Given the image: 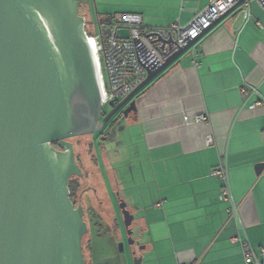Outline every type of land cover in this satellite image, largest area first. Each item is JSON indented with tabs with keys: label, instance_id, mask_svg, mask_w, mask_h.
Segmentation results:
<instances>
[{
	"label": "crops",
	"instance_id": "crops-1",
	"mask_svg": "<svg viewBox=\"0 0 264 264\" xmlns=\"http://www.w3.org/2000/svg\"><path fill=\"white\" fill-rule=\"evenodd\" d=\"M212 1L133 0L115 15L138 13L145 26L166 28L188 24ZM251 11L248 21L228 14L139 93L137 120L100 157L107 189L127 202L143 233V264H245L230 242L237 234L264 248V10L254 2ZM201 115L208 119L196 122ZM220 164L239 219L210 176Z\"/></svg>",
	"mask_w": 264,
	"mask_h": 264
},
{
	"label": "water",
	"instance_id": "water-1",
	"mask_svg": "<svg viewBox=\"0 0 264 264\" xmlns=\"http://www.w3.org/2000/svg\"><path fill=\"white\" fill-rule=\"evenodd\" d=\"M80 6L77 0H0V264H88L89 225L70 198L71 179L84 175L71 140L102 132L122 109L136 121V96L227 16L148 69L146 80L112 101L101 118ZM119 209L133 246L135 215L123 199ZM134 264H143V256L134 253Z\"/></svg>",
	"mask_w": 264,
	"mask_h": 264
},
{
	"label": "built area",
	"instance_id": "built-area-1",
	"mask_svg": "<svg viewBox=\"0 0 264 264\" xmlns=\"http://www.w3.org/2000/svg\"><path fill=\"white\" fill-rule=\"evenodd\" d=\"M213 0L188 24L178 20L166 28H151L144 25L138 13H122L108 25L100 26L97 36L86 32L95 57L102 98V111L114 100L120 102L138 88L147 78L148 69L156 70L192 40L199 38L221 17L238 11L245 21L253 19L251 6L258 3L264 10V0ZM261 25V24H259ZM198 42V41H197ZM246 89L242 94L246 96ZM263 101L254 105L260 106ZM207 116H198L196 122L206 121ZM264 138V132L262 133ZM212 136L207 144L213 145ZM210 176L222 181L220 201L230 202L231 217L239 219V206L234 202L229 171L226 164L213 168ZM234 245L242 247L245 264H264V248L255 249L249 240L237 234L230 238Z\"/></svg>",
	"mask_w": 264,
	"mask_h": 264
},
{
	"label": "rangeland",
	"instance_id": "rangeland-1",
	"mask_svg": "<svg viewBox=\"0 0 264 264\" xmlns=\"http://www.w3.org/2000/svg\"><path fill=\"white\" fill-rule=\"evenodd\" d=\"M80 6V14L85 17V30L91 37H95L100 32V22L106 17H111L119 12L127 11L132 4L133 0H77ZM111 107L108 105L104 108V113H108ZM124 125L132 126L133 121L124 119ZM123 131H118L114 137L107 141L101 142L100 147L103 152L110 155L112 148L116 145L117 139L121 138ZM98 135H89L76 138V141L86 142L91 139H96ZM83 162L86 163L85 151L81 147L77 149ZM88 172L92 171L89 163H86ZM101 168V162H100ZM119 207V206H118ZM120 211V210H119ZM121 213V212H120ZM121 219H122V215ZM135 233L133 239L136 244L131 246L129 244V236L127 229L122 223L116 225L102 222L98 227L91 226V232L85 238L86 247L88 242L91 244L92 249L85 251L89 264H134V253L143 256L144 247L143 237L139 235L137 228L134 229Z\"/></svg>",
	"mask_w": 264,
	"mask_h": 264
},
{
	"label": "flooded vegetation",
	"instance_id": "flooded-vegetation-1",
	"mask_svg": "<svg viewBox=\"0 0 264 264\" xmlns=\"http://www.w3.org/2000/svg\"><path fill=\"white\" fill-rule=\"evenodd\" d=\"M123 110L119 111L110 120L102 132L94 134L98 135L96 139H91L84 143L76 141L75 139L72 141L75 147L77 162L82 168L84 175L83 177H74L71 179L69 184L70 198L75 207L80 205L83 207L90 232L92 225L98 227L102 222H108V224L112 225L118 223L116 208L119 206V200L113 192L107 189L101 173L100 157L103 151L100 145L104 140L107 141L110 138L109 136L114 137L118 131H123L125 128V118L122 114ZM106 114L103 112L101 118ZM133 118V114H130L127 119L132 121ZM55 147L60 149L58 144ZM79 147L85 151L86 163H89L90 168H92L91 172L87 171L86 163L82 161L77 151ZM85 250H87L86 243Z\"/></svg>",
	"mask_w": 264,
	"mask_h": 264
},
{
	"label": "trees",
	"instance_id": "trees-1",
	"mask_svg": "<svg viewBox=\"0 0 264 264\" xmlns=\"http://www.w3.org/2000/svg\"><path fill=\"white\" fill-rule=\"evenodd\" d=\"M117 15H115V16H111V17H109L107 20H105V21H101L100 22V26H104V25H108V24H111L112 22H113V20L115 19V17H116ZM76 139V138H75ZM74 139H72L71 141H73ZM56 144H58V143H55V144H53L54 146H56ZM85 245V244H84ZM88 249L89 250H91V245H90V243H88ZM87 247H86V249H87ZM86 251V250H85ZM89 264V263H88Z\"/></svg>",
	"mask_w": 264,
	"mask_h": 264
}]
</instances>
